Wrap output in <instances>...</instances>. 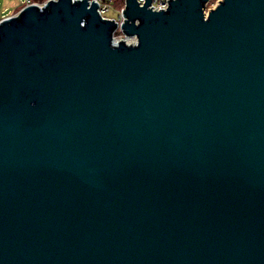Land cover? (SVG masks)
<instances>
[{
	"label": "water",
	"instance_id": "1",
	"mask_svg": "<svg viewBox=\"0 0 264 264\" xmlns=\"http://www.w3.org/2000/svg\"><path fill=\"white\" fill-rule=\"evenodd\" d=\"M168 1L0 20V264H264V0Z\"/></svg>",
	"mask_w": 264,
	"mask_h": 264
},
{
	"label": "built area",
	"instance_id": "2",
	"mask_svg": "<svg viewBox=\"0 0 264 264\" xmlns=\"http://www.w3.org/2000/svg\"><path fill=\"white\" fill-rule=\"evenodd\" d=\"M48 1L49 0H17L16 5H15L16 8H13V9L6 8V10L3 11V14L5 12L10 13V14L8 16H3L2 18H7L9 16H18L25 6L31 5V4H35L39 7L40 10H44V8H46V6L48 5ZM72 1L74 2L75 0H72ZM92 1L93 0H89V3L91 4ZM94 1L98 3V11L103 18L113 19L118 23L117 27L115 28L113 32L114 42H116L115 38L118 37L119 33L122 34L121 38L130 36V35H127L122 28V23L124 22V19H125V16H124L125 3L122 7H120L118 17H114V16L107 15V12L110 11L111 9V4L108 1L106 0H94ZM138 1L141 5H144L146 0H138ZM168 6H169L168 0H152V3L149 7L154 10H160V9H166Z\"/></svg>",
	"mask_w": 264,
	"mask_h": 264
},
{
	"label": "rangeland",
	"instance_id": "3",
	"mask_svg": "<svg viewBox=\"0 0 264 264\" xmlns=\"http://www.w3.org/2000/svg\"><path fill=\"white\" fill-rule=\"evenodd\" d=\"M106 1H108L111 4V9H110V11L107 12V15L118 17L120 5H121V3H119L120 0H106ZM221 1L222 0H209L208 2H206V4H205L206 14H208L209 11L212 8L216 7ZM16 2H17V0H0V13L2 14V17L8 16L10 14V13H6V12L3 14V11L6 10V8H11V9L16 8V6H15ZM121 36H122V34L119 33L118 37L121 38ZM137 39L138 38L136 37L135 40L133 41V43L136 42ZM126 42H128V41H126ZM130 43H132V42H130Z\"/></svg>",
	"mask_w": 264,
	"mask_h": 264
},
{
	"label": "bare ground",
	"instance_id": "4",
	"mask_svg": "<svg viewBox=\"0 0 264 264\" xmlns=\"http://www.w3.org/2000/svg\"><path fill=\"white\" fill-rule=\"evenodd\" d=\"M135 38H136V36H128V37H124V38H115V41L116 42H119L121 40V41H128L129 43L130 42L133 43V41L135 40Z\"/></svg>",
	"mask_w": 264,
	"mask_h": 264
},
{
	"label": "trees",
	"instance_id": "5",
	"mask_svg": "<svg viewBox=\"0 0 264 264\" xmlns=\"http://www.w3.org/2000/svg\"><path fill=\"white\" fill-rule=\"evenodd\" d=\"M119 3H121L120 7H122L125 3V0H120ZM2 18V14L0 13V19Z\"/></svg>",
	"mask_w": 264,
	"mask_h": 264
}]
</instances>
